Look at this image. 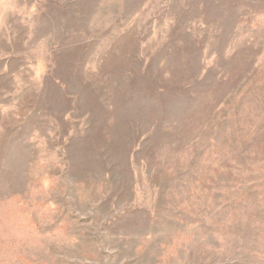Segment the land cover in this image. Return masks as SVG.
<instances>
[{
  "label": "rangeland",
  "instance_id": "obj_1",
  "mask_svg": "<svg viewBox=\"0 0 264 264\" xmlns=\"http://www.w3.org/2000/svg\"><path fill=\"white\" fill-rule=\"evenodd\" d=\"M0 264H264V0H0Z\"/></svg>",
  "mask_w": 264,
  "mask_h": 264
}]
</instances>
